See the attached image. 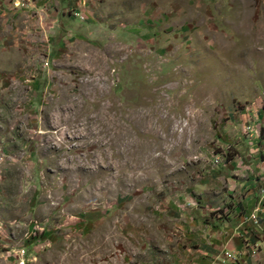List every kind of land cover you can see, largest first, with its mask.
<instances>
[{"label": "rangeland", "instance_id": "obj_1", "mask_svg": "<svg viewBox=\"0 0 264 264\" xmlns=\"http://www.w3.org/2000/svg\"><path fill=\"white\" fill-rule=\"evenodd\" d=\"M263 186L264 0H0V264H264Z\"/></svg>", "mask_w": 264, "mask_h": 264}, {"label": "crops", "instance_id": "obj_2", "mask_svg": "<svg viewBox=\"0 0 264 264\" xmlns=\"http://www.w3.org/2000/svg\"><path fill=\"white\" fill-rule=\"evenodd\" d=\"M263 191H264V186H263ZM247 193H248L247 194V198H248L249 202L251 203L250 206H249V208H248L249 213L251 214V212H253V209L256 208V206L258 205V203L260 201V202H263V203H262V206L260 208V211L258 212V216L261 214L262 217H264V196H263V198L261 200L257 201L256 204H255V201L257 199V198L255 199V197L256 196L258 197V190H256V189L253 188V190H250ZM252 195H253V197H252ZM250 210H252V211H250Z\"/></svg>", "mask_w": 264, "mask_h": 264}, {"label": "built area", "instance_id": "obj_3", "mask_svg": "<svg viewBox=\"0 0 264 264\" xmlns=\"http://www.w3.org/2000/svg\"><path fill=\"white\" fill-rule=\"evenodd\" d=\"M258 212H259V206L256 207V208L253 210V212L251 213V218L254 220V223H253V224H255V225L259 224V223L257 222V220H256V218H258V217H257V216H258ZM18 262L24 264V255H23V253H22L21 256L19 257Z\"/></svg>", "mask_w": 264, "mask_h": 264}]
</instances>
